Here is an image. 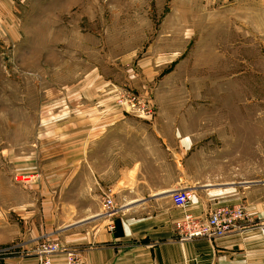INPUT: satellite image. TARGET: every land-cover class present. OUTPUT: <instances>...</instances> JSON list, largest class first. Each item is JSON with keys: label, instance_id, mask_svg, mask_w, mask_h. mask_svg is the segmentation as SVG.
Returning a JSON list of instances; mask_svg holds the SVG:
<instances>
[{"label": "rangeland", "instance_id": "1", "mask_svg": "<svg viewBox=\"0 0 264 264\" xmlns=\"http://www.w3.org/2000/svg\"><path fill=\"white\" fill-rule=\"evenodd\" d=\"M94 101L172 123L198 186L264 178V0H0V264L33 258V217L94 207L89 164L54 156Z\"/></svg>", "mask_w": 264, "mask_h": 264}, {"label": "crops", "instance_id": "2", "mask_svg": "<svg viewBox=\"0 0 264 264\" xmlns=\"http://www.w3.org/2000/svg\"><path fill=\"white\" fill-rule=\"evenodd\" d=\"M81 124L66 121L68 141L54 156L63 157L60 173L78 172V164H89L94 207L73 206L70 216L52 210L33 217L27 239L16 247L23 257H33L27 264L40 263L43 243L61 245V253L50 257L54 263L74 252L87 264H264V178L196 185L191 177L194 159L183 164L178 149L179 140L184 147L192 140L172 132V123L164 128L161 117L145 126L123 116L113 101H94V127L84 130ZM108 189L118 206L111 217L105 215L100 196ZM182 189L194 192L186 209L173 203L174 192ZM239 204L246 206L250 218L232 233L188 242L176 239L174 224L185 213L206 217L218 207Z\"/></svg>", "mask_w": 264, "mask_h": 264}, {"label": "built area", "instance_id": "3", "mask_svg": "<svg viewBox=\"0 0 264 264\" xmlns=\"http://www.w3.org/2000/svg\"><path fill=\"white\" fill-rule=\"evenodd\" d=\"M135 100L134 98L129 109L133 110V113L138 116H146L152 119L153 108L141 103L139 104L140 106H137V103L134 102ZM124 104L122 100L118 103L119 106H124ZM193 194L191 189H182L174 192V205L181 209L188 208L191 205ZM102 196L104 213L111 217L118 210L112 191L108 189ZM249 218L250 215L243 204L218 207L206 217H195L193 214L185 213L174 224L175 237L180 242H188L199 238L215 239L223 237L239 228L240 224L248 221ZM262 233L264 234V227L262 228ZM39 251L43 256L39 264H87L80 254L74 252H67L62 263H54L50 257L61 253L62 247L59 243H43L40 245Z\"/></svg>", "mask_w": 264, "mask_h": 264}, {"label": "trees", "instance_id": "4", "mask_svg": "<svg viewBox=\"0 0 264 264\" xmlns=\"http://www.w3.org/2000/svg\"><path fill=\"white\" fill-rule=\"evenodd\" d=\"M116 223H117V221H116Z\"/></svg>", "mask_w": 264, "mask_h": 264}]
</instances>
